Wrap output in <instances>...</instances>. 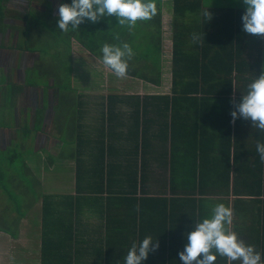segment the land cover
Instances as JSON below:
<instances>
[{
	"label": "crops",
	"instance_id": "0c3cea01",
	"mask_svg": "<svg viewBox=\"0 0 264 264\" xmlns=\"http://www.w3.org/2000/svg\"><path fill=\"white\" fill-rule=\"evenodd\" d=\"M40 1L25 0V11L20 18L22 24H14L13 17L9 16L8 2L2 6L3 16L0 18L3 26L0 30V151L7 153V147L20 133L23 139L18 148L33 145L32 153L25 155V167L34 175L35 184L34 189L25 184V195L32 197H29L31 201L25 211V240L37 236L33 264H46L43 262L41 242L42 223L45 221L46 230L50 229L48 238L53 243L45 250L47 264H125L132 243H139L146 236H151L153 243L158 242L159 247L150 251L142 264H182L179 252L187 243L186 233L192 230L195 222L209 216L212 206L217 203H224L233 209L234 231L247 244L254 245L264 260V162L256 150L258 143H264V131L253 127L250 119L238 116L231 134L230 151L227 153L226 149L217 145V141L214 146L207 141L204 144L206 156L200 164L189 143L190 130L200 110L191 109L188 100H168V108L164 111L166 141L161 147L158 106L163 103L141 98L107 100L105 97L109 93L139 96L170 94L171 69L169 88L166 92H158L156 88L161 86V79L159 84H154L129 75L117 78L74 37L64 38L65 60L60 62V70L65 68L64 65L66 69L68 66V75L71 76L68 81L77 90V98L69 100L73 109L69 110L71 118L66 123L64 116L58 112L59 105L67 101L61 95L60 86L55 83L57 78L61 79L56 76L60 70L54 62L42 58L40 49L11 48L24 39L25 42L38 40L35 36H28L21 30L15 40L14 30L11 36L7 34L9 28H27L32 17L31 4L36 14L53 7L50 4L40 9L45 0ZM60 4L61 0H58ZM10 6L16 8L14 2ZM58 9L52 10L56 17ZM162 16L161 13V25ZM17 17L16 20H20ZM198 34L199 40L205 39L202 31ZM29 74L50 79L41 83L35 80L29 82L26 78ZM118 84L121 87L128 84L129 88L120 90ZM239 101L234 102L232 111ZM213 103L217 107L220 105L216 100ZM204 112L210 118L215 117L216 110ZM205 125L211 126L207 122ZM143 128L146 139L142 142ZM63 133H67L71 140L70 151L66 153L61 149ZM10 135L14 136L10 144L2 146ZM213 135L220 138L222 134L214 128V131L209 130L208 137ZM26 140L29 141L26 143ZM99 153L102 154L104 172H108L107 180L105 175L103 181L108 190L95 194L89 188L98 185L92 166L95 165L93 157ZM59 155L63 159L56 163V156ZM35 158L36 177L29 164ZM60 167L74 172V179L68 181V187L59 182L63 173ZM199 168L203 171L200 180L197 175ZM78 169L80 176L77 181ZM133 172V183L136 177L138 188L134 193H126L124 188L127 185H135L132 184ZM13 182L18 187L22 185L21 180ZM77 185L78 191L75 188ZM6 193L3 191L7 202ZM44 194H49L54 205L49 212L43 211ZM161 196L166 198V207L157 199ZM66 203H69L70 211L58 210L60 204ZM10 208L9 212L3 208L0 210V264L14 263L5 258L11 237L4 228L15 214V209ZM27 219L36 220L33 233L28 229L31 223ZM64 229L70 230L63 232ZM61 238H64L65 247L57 243ZM60 250L68 251V255L61 256L64 261H57ZM214 264L228 262L217 254Z\"/></svg>",
	"mask_w": 264,
	"mask_h": 264
},
{
	"label": "trees",
	"instance_id": "16d2710c",
	"mask_svg": "<svg viewBox=\"0 0 264 264\" xmlns=\"http://www.w3.org/2000/svg\"><path fill=\"white\" fill-rule=\"evenodd\" d=\"M8 0H0V18H2V6ZM61 3H71V0H61ZM157 15L151 19L154 23L153 27H145L147 32H139L138 26L129 30L127 26H120L115 15L111 17H103L99 21L93 23L86 20L79 25V28L72 29L69 26L68 32H63L58 28V16L52 14V8L47 7L40 14H35L29 18L27 28L25 26L21 30L26 32L28 36H35L38 41L45 39L57 40L55 43L58 59L55 64L65 60L63 58V46L65 37H74L81 45L93 53L102 61L101 48L104 43L120 45L127 42L133 49L135 55L129 61L128 75L132 77L142 78L154 84H159L162 73V25H161V6L160 1L157 2ZM212 17L208 20L203 13L207 10L201 0H172V36H171V90L170 94H154L139 96L136 94H113L106 95L107 100L112 99H151L164 105L158 106L159 110V125L158 136L161 147L165 146L166 128L164 111L168 108V100L184 99L190 103V108L200 110L196 113V122L190 130V147L195 157H198L199 163L206 156L204 152V144L211 141L213 146L215 141L218 146L226 149L227 153L231 148V134L236 126V120L232 124L231 112L234 108V102L241 99L242 94L246 93L247 85L257 75L264 71V36L247 34L243 31L242 15L245 8L242 7H210ZM215 13V14H214ZM189 18L188 26L182 25V21ZM46 20V23H45ZM186 21V20H185ZM188 21V20H187ZM137 25V24H136ZM3 26L0 24V30ZM202 31L205 35L203 40H193V35ZM142 33V34H141ZM63 37L62 44H59ZM118 35V39L116 38ZM40 38V39H39ZM37 41V40H36ZM36 41H27L18 44H13L14 49H32L37 47ZM61 43V42H60ZM66 44V43H65ZM46 48V47H44ZM43 47L40 51L44 55L46 52ZM59 48V49H58ZM64 63V62H63ZM62 63V64H63ZM216 100L219 102V107L213 103ZM214 104V105H213ZM216 110L215 117H206L204 110ZM220 110V111H219ZM198 121V123H197ZM208 123L211 126L205 125ZM221 132L220 138L210 136L209 130ZM220 130V131H219ZM146 130L142 129V142L146 138ZM143 147L145 145L143 144ZM8 158V163L14 162L11 157ZM95 165H93V174L97 177L98 185L89 188L90 192L101 194L108 190V187L103 184L107 180V170L104 172L102 166V154L93 157ZM1 163V162H0ZM25 164V159L24 162ZM5 164V163H2ZM23 164V165H24ZM132 173V184L127 185L124 191L134 193L137 190V178L134 180ZM198 180L202 179L203 171L198 169ZM80 171H76V179L79 180ZM2 177L0 171V178ZM33 179V178H32ZM3 189L4 183L1 185ZM34 189L33 187H30ZM78 191V185L75 187ZM141 189V181H140ZM68 197V196H66ZM76 199V197H74ZM162 202H166V198L161 196L157 198ZM43 211L49 212L53 210V203L50 202L49 194L42 195ZM76 203V202H75ZM75 206V205H74ZM58 207V205H57ZM58 210H68L69 203L60 204ZM163 207V210H164ZM67 220V219H66ZM43 222V220H42ZM63 224V223H62ZM64 226V225H63ZM47 223H42L41 242L43 252V262L47 264L45 250L51 243L48 235ZM70 229H64L63 232ZM59 230H57L58 232ZM69 233V232H68ZM55 234V232L53 233ZM48 238V239H47ZM65 238V237H64ZM64 238H61L57 243L63 244ZM47 239V240H46ZM49 240V241H48ZM68 241V238H67ZM57 256V261H64L62 255H68V251L60 250ZM51 256V255H50ZM45 257V258H44ZM52 257V256H51ZM58 264H61L58 262Z\"/></svg>",
	"mask_w": 264,
	"mask_h": 264
},
{
	"label": "clouds",
	"instance_id": "9594fccd",
	"mask_svg": "<svg viewBox=\"0 0 264 264\" xmlns=\"http://www.w3.org/2000/svg\"><path fill=\"white\" fill-rule=\"evenodd\" d=\"M246 10L242 15L243 31L247 34L264 36V0H243ZM156 0H71V3H61L58 9V28L63 32L79 28L86 20L93 23L103 17L113 15L120 26L133 29L138 21H149L157 15ZM208 20L212 14L208 9L203 13ZM118 39V35L116 37ZM197 34L193 40H199ZM102 63L110 69L117 78L128 75L129 61L135 53L132 47L123 42L120 45L104 43L102 48ZM232 122L242 117L250 119L252 126L264 131V71L252 79L247 85L246 93L231 112ZM257 152L264 162V143H258ZM233 209L217 203L212 206L209 216L197 221L192 230L186 233L187 243L179 252L182 264H214L217 254L225 257L228 264L239 261L240 264H264L261 253L254 245L247 244L238 237L233 228ZM151 236H146L139 243L133 242L125 257V264H142L149 255L159 247L153 243Z\"/></svg>",
	"mask_w": 264,
	"mask_h": 264
},
{
	"label": "rangeland",
	"instance_id": "374dc122",
	"mask_svg": "<svg viewBox=\"0 0 264 264\" xmlns=\"http://www.w3.org/2000/svg\"><path fill=\"white\" fill-rule=\"evenodd\" d=\"M40 1V0H39ZM160 1V6H161V12L163 14L162 16V75H161V86H159L158 88H156V90L158 92H166L167 89L169 88V83H170V56H171V36H172V25H173V14H172V0H156V3ZM204 7H206V9H208V11L211 13V10L209 9L210 7H220V8H227V7H242L246 9V5L243 4V0H201ZM8 5H9V9L10 10V14L9 16L13 17L14 20V24H22L21 23V19L22 15H23V10L25 9V0H8ZM6 2V3H7ZM16 8L11 7L10 5L13 4ZM41 2V1H40ZM42 5H40V9L46 8L48 5H52V10L53 9H58V0H45L42 1ZM5 6V5H4ZM31 14L32 17L36 14V12L34 11V6L31 4ZM24 8V9H23ZM14 10V12H13ZM25 11V10H24ZM20 14V15H19ZM38 14V13H37ZM40 14V13H39ZM215 14V13H214ZM19 16L20 20H16ZM186 20V21H185ZM185 20H183L181 23L182 25L184 24L185 26H188L189 24V18H186ZM188 20V21H187ZM46 23V20H45ZM26 25V24H25ZM138 28L140 29L139 32H147V30L145 29V27L149 26V27H153L154 23L149 20V21H138L137 25ZM19 28V27H18ZM14 30V33H13ZM14 34V39L17 40L18 39V35L19 33H21V29H8L7 30V34H9V36H11V34ZM18 34V35H17ZM142 34V33H141ZM5 36V35H4ZM63 36L62 38H58L60 39L59 44H62L63 41ZM6 38V36H5ZM5 40V39H4ZM10 42L12 40V37H10ZM14 40V41H15ZM57 40H52L51 39H43L42 41H36L37 43L35 44V46L37 47V49L40 48H44L43 50H45L46 52L44 55H42V58L44 60L47 61H51V62H55L58 59V55L56 52V45L55 43ZM21 43V42H19ZM16 44H18V42H16ZM59 49V48H58ZM61 62V61H60ZM60 62L55 64V66L57 67L58 70H60ZM65 68H63L62 70H60L57 73V77H60L61 79L57 78L56 82L57 85L60 86V90H61V95L63 96V99H67L66 102L61 103L62 105H59L58 108V112L59 114H61L63 117V119L66 121V123L69 122V118H71V114L69 112V110L73 109V103L71 101H69L72 97H76V92L77 90L75 88H72V86H70V81H68V79L70 80V77L68 75V66L66 69V65H64ZM96 74L94 73V76ZM55 77V76H52ZM27 80L30 81H34L35 82H45V81H49L50 77H44V76H40V75H35V74H29L27 77ZM98 79V76H96V81ZM132 80V79H131ZM95 81V82H96ZM98 83V82H97ZM110 83V82H109ZM128 83V81H127ZM109 85V84H108ZM112 85V84H110ZM110 87V86H109ZM114 87V86H112ZM118 87H120V90H124L129 88L128 84H123V87H121L118 84ZM131 91V90H130ZM134 91V90H133ZM82 97V96H79ZM78 97V98H79ZM77 98V97H76ZM62 99V100H63ZM65 105V106H63ZM67 105V107H66ZM26 135V134H25ZM22 136L23 134L20 133L19 137L15 138V140L13 141V143L11 145L10 142L11 140L14 138V136L10 135L8 136V138L2 142V146L5 145H9L7 147V153L5 152H1L0 151V171L2 174V177L0 178V210L3 209H7L6 212H9V210L11 209L10 206L13 207L14 212V218L10 219L9 221H5L6 225H5V230L6 232L9 233V236L11 237V242L9 243L8 249L5 247V250H7L6 256L5 258H7L10 262H14L12 264H33V248L35 246V241L37 236H32L30 239H26L25 240V211L28 209L27 204H29V202L31 201L29 197H31L30 195L27 196L26 191H25V184L28 186V188L35 186L34 184V179H32L34 177L33 174H30L26 167L24 162L25 159V155L26 154H30L32 153V144H29V147H26L25 149H20L18 148V146L21 144L22 141ZM61 142H62V152L66 153L68 152V150L70 151L69 148V144L71 143V140L68 138V134L67 133H63L61 134ZM29 140H26V143ZM31 141V140H30ZM70 141V142H69ZM4 149V148H3ZM6 155L11 159L14 160V162H11V164L8 163V158L6 157ZM54 158V156L52 157V159ZM63 159V156L59 155L56 156V160L55 162L58 163L60 162V160ZM5 163V164H2ZM24 164V165H23ZM29 164L32 167V173L35 174V177L38 176V169H37V159L35 158V160H31L29 162ZM60 170H63L62 176L59 179L60 183H64L65 187H68V181L73 178L74 179V172L70 171V170H66L63 167L59 168ZM5 177H9L6 178L7 180H5ZM13 180H16L17 183L19 180H21V184L19 187L16 185L15 182H13ZM2 183H4V188H6L7 190L3 189V187L1 186ZM67 185V186H66ZM7 191V195H8V200L6 202V199L3 196V191ZM32 198V197H31ZM28 200V201H27ZM11 203H10V202ZM24 204V206H23ZM35 208V207H33ZM34 213V210H31ZM18 212V213H16ZM33 218H36L34 215H32ZM28 217V216H27ZM26 217V218H27ZM22 219V220H20ZM24 219V220H23ZM27 222H30V227L28 228L31 233H33V231L36 229L35 225H36V220L35 219H27ZM20 223V224H19ZM21 231V233H19ZM6 242L4 243L5 246ZM4 262H2L3 264Z\"/></svg>",
	"mask_w": 264,
	"mask_h": 264
}]
</instances>
